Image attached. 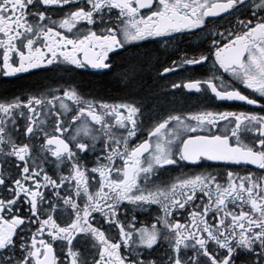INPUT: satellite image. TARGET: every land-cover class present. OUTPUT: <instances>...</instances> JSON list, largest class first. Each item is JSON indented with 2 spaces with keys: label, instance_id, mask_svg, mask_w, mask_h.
Segmentation results:
<instances>
[{
  "label": "snow or ice",
  "instance_id": "snow-or-ice-1",
  "mask_svg": "<svg viewBox=\"0 0 264 264\" xmlns=\"http://www.w3.org/2000/svg\"><path fill=\"white\" fill-rule=\"evenodd\" d=\"M0 264H264V0H0Z\"/></svg>",
  "mask_w": 264,
  "mask_h": 264
},
{
  "label": "flooded vegetation",
  "instance_id": "flooded-vegetation-1",
  "mask_svg": "<svg viewBox=\"0 0 264 264\" xmlns=\"http://www.w3.org/2000/svg\"><path fill=\"white\" fill-rule=\"evenodd\" d=\"M93 81V86L102 92H115L116 85L113 84L111 78L109 77H92L90 78ZM195 103V100H193Z\"/></svg>",
  "mask_w": 264,
  "mask_h": 264
}]
</instances>
